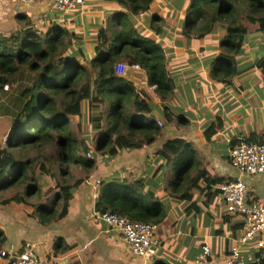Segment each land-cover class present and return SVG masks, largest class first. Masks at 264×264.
<instances>
[{"label":"crops","instance_id":"crops-1","mask_svg":"<svg viewBox=\"0 0 264 264\" xmlns=\"http://www.w3.org/2000/svg\"><path fill=\"white\" fill-rule=\"evenodd\" d=\"M50 1L0 0V33L17 30L21 25L18 15L27 16L40 29H44L48 19L64 21L62 25L83 35L87 28L90 51L96 31L106 25V14L111 17L121 9L113 1L84 0L73 10L60 14L51 9ZM164 6L155 4L152 10L161 14L168 10L169 5ZM79 19L81 23H77ZM148 22L147 18L134 16V25L151 32L160 43L165 76L172 91L162 98L155 85L148 83L144 68L125 65L124 59L116 64V69L124 71L139 98L151 105L142 115L154 120L158 127L154 141L121 148L113 156L99 158L92 171L75 177L83 179L72 191L65 215L48 223H41L33 213L32 204L37 202L33 198H27L28 204L13 200L4 204L2 198L0 229L6 241L1 249L18 250L27 241L47 264H195L205 244L214 264H222L239 235L242 220L229 212L216 182L240 177L246 184L248 197L264 200V176L233 168L227 154L233 140L264 139L262 74L252 65L262 52L261 39L252 36L249 43L246 38L243 53L233 60L235 71L226 74L217 68L227 63L220 55L221 31L186 37L178 29L181 20L172 18L162 25L161 32L152 33ZM166 111L170 112L172 122L167 120ZM210 125L214 130L205 139L204 130ZM173 138L184 142L176 156L162 148ZM108 179L125 180L131 192H138V202L154 212L147 214L155 221L154 236L159 241L152 257L134 256L123 236L99 218L95 200L99 183ZM41 185L40 191L47 192L46 184ZM51 193L52 190L46 203L51 202ZM154 201L162 203L164 209H158ZM58 207L57 203L56 211L60 210ZM56 241L59 244L54 245ZM241 252L253 257L246 264H264V248L253 242L241 247ZM3 263L6 261L0 259V264Z\"/></svg>","mask_w":264,"mask_h":264},{"label":"trees","instance_id":"trees-1","mask_svg":"<svg viewBox=\"0 0 264 264\" xmlns=\"http://www.w3.org/2000/svg\"><path fill=\"white\" fill-rule=\"evenodd\" d=\"M108 1L121 9L111 17L106 14V25L96 31L90 51L87 50V28L83 35L77 29L62 25L64 21L48 19L47 23L44 21V29H38L27 16L18 15L20 27L9 34L0 33V87L19 76L29 78L20 87L21 105L5 145L0 146V191L15 186L20 190L1 202L13 200L28 204V197H38L42 183L35 175L37 168L40 176L48 183L53 179L56 187L49 204L45 196L32 204L33 213L41 223L65 215L72 191L83 179L69 180L75 167L89 173L99 155L113 156L121 148L154 141L158 127L154 120L142 115L151 105L139 98L132 82L123 75L124 71L116 69V64L124 59L125 65L144 68L148 83L155 85L162 98L172 87L165 76L160 43L153 39L151 32L134 25V16L147 18L152 33L161 32L162 25L172 20L173 15L174 19L181 20L178 29L186 37H203L221 31L220 55L227 63L217 68L226 74L235 71L233 60L243 53V43L248 36H253L249 34H264V0H172L165 14L152 10L161 0ZM178 12L180 16L176 18ZM110 21L119 31H110ZM259 44L263 45L262 52L252 65L261 72L264 87V38ZM165 116L173 121L169 111ZM70 118L78 120V135L71 130ZM79 121L89 126L82 130ZM213 130L211 125L204 130L205 139H209ZM239 141L233 140L230 146ZM242 141L264 143V139L250 137ZM183 143L182 139L173 138L162 148L176 156ZM46 148L53 149L48 153ZM30 149L35 151L33 156L26 154ZM89 151L98 153L96 160L93 155L87 156ZM136 193L127 188L125 180H102L95 209L99 214L109 210L134 220L155 222L147 216L154 212L145 203L138 202ZM57 203L59 211L55 208ZM153 203L158 209H164L162 203ZM5 241L0 229V250Z\"/></svg>","mask_w":264,"mask_h":264},{"label":"built area","instance_id":"built-area-1","mask_svg":"<svg viewBox=\"0 0 264 264\" xmlns=\"http://www.w3.org/2000/svg\"><path fill=\"white\" fill-rule=\"evenodd\" d=\"M83 2L84 0H51L50 7L53 11L63 14ZM4 87H6L5 84ZM227 154L233 168L241 172L264 176L263 142L239 141L229 146ZM216 187L222 200L227 204L229 212L240 216L242 220L239 235L231 244L222 264H246L253 257L244 256L241 247L253 242L257 247L264 248V200L248 197L246 184L240 177L223 179L216 183ZM99 218L123 236L134 256L150 258L155 255L159 241L154 236L155 225L152 222L134 220L109 210L101 212ZM0 259H4L6 264H47L46 260L36 252L34 245L27 241L18 250L1 249ZM194 263L214 264L207 245L201 246Z\"/></svg>","mask_w":264,"mask_h":264},{"label":"rangeland","instance_id":"rangeland-1","mask_svg":"<svg viewBox=\"0 0 264 264\" xmlns=\"http://www.w3.org/2000/svg\"><path fill=\"white\" fill-rule=\"evenodd\" d=\"M91 1H93V0H87V3H90ZM169 2L172 3V0H161L160 5L164 8L165 7L164 4H169ZM163 13L165 14L166 12L163 11ZM40 14H42V13H40ZM179 16H180L179 12L176 13V18H178ZM171 17L173 18L174 15ZM0 18L2 19V16H0ZM113 25L109 26L110 31H117L119 28L117 27V25L112 28ZM37 28L40 29V26ZM249 35L259 37V39H261V40H263V38H264V34H261V35L258 34L257 35V32H254V33L249 34ZM119 39L120 38H118V40ZM251 40H253V39L250 38V36H248V42L249 43H251ZM261 40H260V42H261ZM255 44H256V42H255ZM246 45H248V43ZM28 82H29L28 77L19 76L16 79H14L13 81L5 84L6 87H4V85L2 87H0V146L5 145V140H6V137L8 135V132L11 128L13 119H14V117H15V115H16V113H17V111L21 105L22 99H20V97H19L20 96L19 95L20 87L25 85ZM70 119H71V130L73 131L74 134L78 135V133H79L78 128H77V121L78 120L74 119V118H70ZM79 122H80V126H81L82 130H84V128L86 126H89V124H84L81 121H79ZM52 149L53 148H46L45 150H46V152L49 153V152H51ZM89 152H90V154H88V155L91 157L93 155V159L96 160L98 153L91 152V151H89ZM26 154L28 156H33L35 154V151L33 149H30V150L26 151ZM101 157H103V155H99V158H101ZM35 167H36V163H35ZM83 173H84V171L82 169H80L79 167H75L72 171V174L69 176V180H73L76 176H81ZM35 175L38 177V179H39V181H41V183L46 184L45 186L47 189V192L43 193L41 191L40 194L37 195L38 197H33V200L37 201V199L40 198L42 195L43 196L41 198H43L44 196L47 197V194L49 192H51V190L53 192L56 189V187L54 186L53 179L50 180V183H48L47 180L45 178H43V176H40V173H38L37 168H35ZM40 178L46 180V182H43ZM18 190H20V187L15 186L13 188H9V189L0 191V200L2 198H5V197L12 195L13 193H15ZM52 194L50 195V197L52 196ZM48 203H50V201ZM58 208H60V207H58Z\"/></svg>","mask_w":264,"mask_h":264},{"label":"water","instance_id":"water-1","mask_svg":"<svg viewBox=\"0 0 264 264\" xmlns=\"http://www.w3.org/2000/svg\"><path fill=\"white\" fill-rule=\"evenodd\" d=\"M25 2H28V1H25ZM43 182H46V180H44V179H42V178H40Z\"/></svg>","mask_w":264,"mask_h":264}]
</instances>
